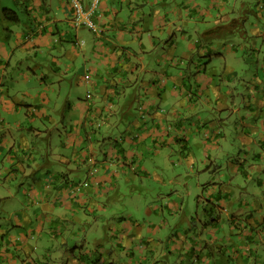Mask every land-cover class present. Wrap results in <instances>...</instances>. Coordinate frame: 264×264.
I'll return each mask as SVG.
<instances>
[{"label":"crops","instance_id":"0c3cea01","mask_svg":"<svg viewBox=\"0 0 264 264\" xmlns=\"http://www.w3.org/2000/svg\"><path fill=\"white\" fill-rule=\"evenodd\" d=\"M73 9L0 0V264H264V0Z\"/></svg>","mask_w":264,"mask_h":264},{"label":"rangeland","instance_id":"374dc122","mask_svg":"<svg viewBox=\"0 0 264 264\" xmlns=\"http://www.w3.org/2000/svg\"><path fill=\"white\" fill-rule=\"evenodd\" d=\"M236 6H237V4H235V6L233 8V6L230 5L229 6L230 11H232L233 9H236ZM256 8L258 10H260L259 9V6H257V5H256ZM213 33L218 34L217 31H214ZM211 35H212L213 38L216 37L215 34H211ZM244 50L246 52V48ZM250 57H251V55H247V58H250ZM40 125H41V122H40ZM100 159L103 160V157H100ZM200 164H201V162H198V165H200ZM185 169H188V172L192 171L193 172L192 175H194V176H192V175L186 176L185 178H182L180 180V182L183 183L184 180H185V181H189V182L193 181L194 184H197L198 181H197V176H195V171H193L192 169H189L187 166L182 167V170L181 171H183ZM136 183H137V185H141L140 182H138L137 180H136ZM170 188L172 189L173 186H170ZM198 188H199V185H198ZM154 189L157 190V193L164 195L165 196V200H168V198H169V193H168L169 188L167 189L166 186H163V187L157 186ZM189 189L194 190L195 188H189ZM185 190H186V188L180 189L179 191H185ZM199 193H202V192L198 191V194ZM173 194H175V199L178 202L183 201V199H186V202H188V198L189 199L190 198L193 199V201L192 200L190 201V206H191L192 213H188L184 221H185V223H186L187 226L198 225V218H197L196 213H195V211H196L195 195L197 194V192H193V194L191 196H189L186 192H182L180 194H178V192H172V195ZM260 196H262L263 197L262 199H264V192H262V194ZM19 199H20L21 202H17L16 207H20L19 205L25 203L24 196L21 195ZM139 213L142 215L143 214V211H139ZM203 213H205V212H203ZM205 215H206V213H205ZM7 223H9V221H7L4 218V225H6ZM81 239H82V237H81ZM81 239H80V241H81ZM74 245H77L76 242L74 243ZM80 248L81 247H73L72 248V251L73 252H81L80 251ZM256 249L257 248H254L253 252H257ZM57 252H61V254H57V256L60 257V259L62 261L61 264H77L76 262H74L73 258L70 255V253H71L70 248L68 250H67V248H64L63 250H59ZM57 252H55V253H57ZM247 252H251V249H249V251H247ZM179 253H175L174 255L177 256V255H179ZM240 255H244V253H241ZM55 257H56V254H54V258ZM63 258H64V260H63ZM42 260L43 261H47V258L46 259H42Z\"/></svg>","mask_w":264,"mask_h":264},{"label":"built area","instance_id":"2783aa9c","mask_svg":"<svg viewBox=\"0 0 264 264\" xmlns=\"http://www.w3.org/2000/svg\"><path fill=\"white\" fill-rule=\"evenodd\" d=\"M69 1L74 8L73 16H72L73 24L77 27L88 26L94 30H97L98 27L93 19V16L101 0H92V3L88 8L84 6L82 0H69ZM82 186L83 183H78L77 185H75V189L79 191L82 189Z\"/></svg>","mask_w":264,"mask_h":264},{"label":"clouds","instance_id":"9594fccd","mask_svg":"<svg viewBox=\"0 0 264 264\" xmlns=\"http://www.w3.org/2000/svg\"><path fill=\"white\" fill-rule=\"evenodd\" d=\"M83 1V0H82ZM70 2V1H69ZM101 2V1H100ZM92 3V2H91ZM83 4H84V2H83ZM85 6V5H84ZM90 6V4L86 7V8H88ZM98 9V8H97ZM97 9H96V11H97ZM96 11H95V13H94V16H93V19H94V21H95V14H96ZM71 20H72V18H71ZM95 23H96V21H95ZM97 25V24H96ZM77 27V26H76ZM81 27H84V26H81ZM86 27H88V26H86ZM78 28H80V27H78ZM90 28V27H89ZM92 29V28H91ZM94 30V29H93ZM94 31H96V30H94Z\"/></svg>","mask_w":264,"mask_h":264}]
</instances>
